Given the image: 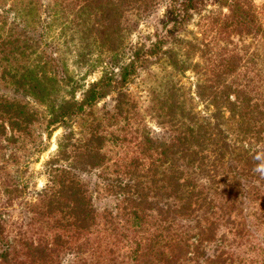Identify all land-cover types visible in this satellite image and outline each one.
Segmentation results:
<instances>
[{"label": "trees", "instance_id": "16d2710c", "mask_svg": "<svg viewBox=\"0 0 264 264\" xmlns=\"http://www.w3.org/2000/svg\"><path fill=\"white\" fill-rule=\"evenodd\" d=\"M153 1L0 0V135L33 121L29 100L61 130L38 192L52 236L18 260L0 216V264H264V0H162L165 33L146 45L139 10ZM159 63L171 85L155 133L127 87ZM173 73L192 75L204 114Z\"/></svg>", "mask_w": 264, "mask_h": 264}, {"label": "rangeland", "instance_id": "374dc122", "mask_svg": "<svg viewBox=\"0 0 264 264\" xmlns=\"http://www.w3.org/2000/svg\"><path fill=\"white\" fill-rule=\"evenodd\" d=\"M261 1L256 0L257 3ZM145 4L146 7L140 6L139 11L142 12H140L141 18L137 25L136 35L139 33L142 36L140 42H145L148 45L151 41L157 40L155 34L158 33V37L163 38L165 33V26L161 24L165 2L154 0L149 4L145 2ZM145 9L147 11L143 12ZM134 12L126 14V19L130 18L133 22L136 17ZM188 29L194 33L198 31L192 23L189 24ZM197 36L199 37L198 34ZM234 39L236 40V38ZM169 46L171 43L163 44L165 48ZM173 80V83L180 88L179 94L183 98L185 109L195 114H204V105L194 94L192 75L190 73L185 75L173 73ZM165 82H169L171 85V69L165 63H159L153 66L150 72H142L127 87L130 103L135 108L134 114L137 122H142L146 128L155 133L161 131L159 123L163 120L154 117L152 108L161 96ZM113 97L106 98L96 104L95 109L110 107L114 104ZM29 108L34 118L33 121L27 123L24 131L14 133L5 127L0 135V216L6 226V240L11 242L18 252V260L25 258L23 253H26L27 250L24 248V242H27V245L32 243L35 246L41 239H50L52 236L49 234L50 229L42 220L41 213L44 210L45 202L38 192L45 187L44 164L55 151L57 136L61 133L60 129L53 133L51 129H47L46 109L42 104L29 100ZM100 181L91 179L88 193L92 199H95L94 203L102 207L108 199H101L103 193L100 192H103V189ZM189 243H193V240H190ZM211 253L212 251L207 252V254ZM56 262V264H76L75 258L66 253H59ZM192 263L193 261H188L186 264Z\"/></svg>", "mask_w": 264, "mask_h": 264}, {"label": "clouds", "instance_id": "9594fccd", "mask_svg": "<svg viewBox=\"0 0 264 264\" xmlns=\"http://www.w3.org/2000/svg\"><path fill=\"white\" fill-rule=\"evenodd\" d=\"M256 171L261 172L262 174H264V165H259V166L256 168Z\"/></svg>", "mask_w": 264, "mask_h": 264}]
</instances>
